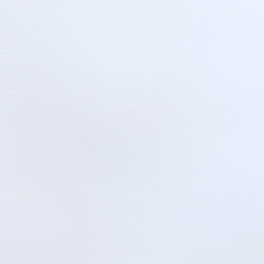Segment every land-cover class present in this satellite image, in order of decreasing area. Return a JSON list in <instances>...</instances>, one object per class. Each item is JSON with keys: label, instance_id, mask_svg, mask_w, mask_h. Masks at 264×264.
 Here are the masks:
<instances>
[{"label": "snow or ice", "instance_id": "6c2138e0", "mask_svg": "<svg viewBox=\"0 0 264 264\" xmlns=\"http://www.w3.org/2000/svg\"><path fill=\"white\" fill-rule=\"evenodd\" d=\"M0 264H264V0H0Z\"/></svg>", "mask_w": 264, "mask_h": 264}]
</instances>
